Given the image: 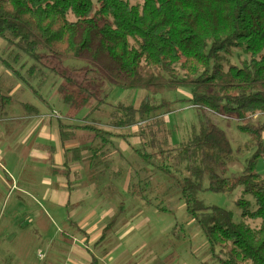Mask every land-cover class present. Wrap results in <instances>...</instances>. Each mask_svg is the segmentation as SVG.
Wrapping results in <instances>:
<instances>
[{"label": "trees", "instance_id": "obj_1", "mask_svg": "<svg viewBox=\"0 0 264 264\" xmlns=\"http://www.w3.org/2000/svg\"><path fill=\"white\" fill-rule=\"evenodd\" d=\"M0 37L21 64L12 66L8 57L0 63L19 79H24L19 69L27 66L23 60L29 59L32 71L61 80L63 108L74 112L54 117L60 142L78 132L98 141L64 148L62 168L55 169L67 179L69 193V177L79 175L72 165L103 155L109 137L122 138L138 162L171 182L165 194L177 195L184 216L205 240L207 261L264 264V175L256 170L264 154V119L251 121L264 115V0H142L139 5L129 0H0ZM235 49L250 59L225 66L223 57ZM115 88L152 93L185 88L189 95L134 106L108 102ZM10 100L0 91V108ZM90 101V110L74 120ZM177 101L195 109L198 126L173 143L166 115ZM22 105L30 114L40 113ZM93 113L99 115L90 118ZM213 115L235 119L237 129L254 142L240 172L225 176L233 149ZM132 126L137 127L134 134ZM133 136L139 138L135 146ZM239 186L236 205L242 218L261 220L258 226L236 222L231 211L199 197L206 190L229 194ZM187 224L184 219L180 225ZM90 257L89 264H97V257Z\"/></svg>", "mask_w": 264, "mask_h": 264}, {"label": "rangeland", "instance_id": "obj_2", "mask_svg": "<svg viewBox=\"0 0 264 264\" xmlns=\"http://www.w3.org/2000/svg\"><path fill=\"white\" fill-rule=\"evenodd\" d=\"M129 1L142 3V0ZM0 55L8 57L12 66L20 67L21 62L14 59L15 53L10 48ZM249 59L243 50L235 49L221 62L225 66L229 63L241 65ZM23 62L27 66L19 70L24 79L15 82L4 77L0 79V91L11 97L6 102L9 107L0 108V264H89L90 253L95 254L97 264H101V254H105L109 244L105 264H112L110 255L114 254L117 258L128 256V264H173L178 262L180 255L188 264H203L204 252L195 251L192 243L193 239L197 240V245L199 243V237H194V224L186 215L174 221L178 212L179 202L174 199L177 195H165L167 189L161 182L162 174L139 163L132 149L124 143L126 140L109 137L103 147L104 154L90 161L82 153L83 158L78 162L79 176L76 180L72 174L69 177L72 192L68 195L67 179L57 174V169L62 168L64 148L84 143L97 145L98 141L78 132L73 140L60 142L54 113L64 117L74 112L63 108L64 93L58 89L61 80L56 81L53 74L44 76L45 71H32L29 68L34 63L29 59ZM119 89L113 103L124 101L134 106L142 100L158 103L189 95L185 88L163 93ZM37 93L46 100L40 102L45 105L42 110L38 106L41 104ZM90 102L86 105L88 111L93 106ZM23 103L35 106L40 113H28L18 105ZM171 108L166 115L167 127L173 143H178L192 126H198V116L187 102L177 101ZM96 115L99 113L89 117L96 118ZM24 116L31 119L25 120ZM82 116L74 120L80 121ZM263 119L264 115H255L251 121L256 123ZM213 120L225 130L233 149L226 159L225 176L240 172L245 159L255 149L254 142L248 134L237 129L235 119L213 115ZM43 126L48 131L47 137L39 134ZM132 127L129 132L134 134L137 127ZM35 128L38 130L32 131ZM72 169H77L76 164ZM256 170L264 175V154L258 159ZM168 183L171 184L169 180ZM241 193L239 186L229 194L206 190L200 192L199 197L207 205L231 211L236 222L258 226L261 220L242 218L236 205ZM243 196L255 208L252 197ZM160 208L167 210L165 218ZM184 219L188 222L186 226L180 225ZM83 229L91 235L100 233L102 237L92 243L91 235L89 240L82 235ZM113 231L112 238L109 235ZM113 239L116 242L112 244ZM76 249L84 253L80 255ZM112 250L117 251L112 253Z\"/></svg>", "mask_w": 264, "mask_h": 264}, {"label": "crops", "instance_id": "obj_3", "mask_svg": "<svg viewBox=\"0 0 264 264\" xmlns=\"http://www.w3.org/2000/svg\"><path fill=\"white\" fill-rule=\"evenodd\" d=\"M7 49H8V47H7V45H6V43H5V41H4V39L3 38H1L0 37V53H4L5 51H7ZM3 55H0V58H3L2 57ZM2 77H4L6 80H8V81H13V82H15V81H21V79H19L17 76H16V74L13 72V71H9V70H7L6 68H5V65L3 64V63H0V79L2 78ZM119 88H115L112 92H111V94L109 95V97H108V102H111V103H113V101L116 99V98H118L117 97V95H116V92L118 91V92H120L119 90H121V89H119ZM37 96V95H36ZM37 98V97H36ZM38 99V101H39V103H40V100H39V98H37ZM114 99V100H113ZM91 104L93 103V102H90ZM41 104V103H40ZM18 105H20L22 108H23V105H21V104H18ZM39 106V109L41 108V110L43 109V106L45 107V105L44 104H41V105H38ZM9 107V106H8ZM7 107V108H8ZM24 109V108H23ZM86 111H88V109H87V106H85L82 110H80V112L76 115V117H80L81 115H84L85 113H86ZM25 117V116H24ZM26 119L25 120H28V119H31V118H27V117H25ZM50 121H52L53 119H49ZM133 128V127H132ZM37 128H35V129H33L32 131H34V130H36ZM109 129V128H108ZM38 130V129H37ZM39 134H41V135H43V136H45V137H47L49 134H48V131L47 130H45V128H44V126L41 128V129H39ZM54 138H56V135H55V137ZM172 138V137H171ZM172 140H173V138H172ZM124 141V140H123ZM138 142H139V138L138 137H134V138H132V141H131V143H132V145H137L138 144ZM125 144H127L131 149H132V151H133V148H132V146H130L126 141L124 142ZM133 153H134V151H133ZM135 154V153H134ZM139 163H141V162H139ZM141 164H143V163H141ZM144 165V164H143ZM145 166H147V165H145ZM76 167H77V170H78V168H79V164L77 163L76 164ZM150 167V166H149ZM79 176V175H78ZM162 176V184H163V186L165 187L166 185L168 186L169 185V183L168 184H166L167 183V180H166V178L163 176V175H161ZM125 184H127V181H126V183ZM64 193V192H63ZM68 195H70V193H68ZM166 195V194H165ZM68 199L69 198H67V201H68ZM174 199H176L177 201H178V198H177V196L176 197H174ZM66 201V202H67ZM65 202V203H66ZM160 209H162V208H160ZM162 216H163V218H165V211L164 212H161L160 213ZM177 217H180V218H182V217H184V214H183V210H182V208H181V206H180V204L178 203V212L174 215V221L175 220H177ZM97 220H99V221H101V219H97ZM84 224H86V221H87V217H85L84 218ZM95 222V221H94ZM169 224V223H168ZM80 229H82V228H80ZM195 229V228H194ZM84 230V232H81L82 233V235H84V237H86L88 240H89V238H90V235H91V233L89 232H87V230L86 229H83ZM115 231V230H114ZM114 231L109 235V236H111L112 238H113V233H114ZM92 236V243H94L95 242V240L96 239H98V238H101L102 237V235L100 234V233H95L94 235L92 234L91 235ZM195 236H197V237H199V243H198V245H197V240L195 239H193L192 240V243L194 242V244H195V251L196 250H200L201 252H202V254H203V252H204V249H205V247H206V243H205V240L204 239H202L201 237H200V235L198 234V232H197V230L195 229V231H194V237ZM87 240V241H88ZM82 242V241H81ZM116 242V239H113L112 240V244L113 243H115ZM83 243V242H82ZM108 244H109V241H108ZM85 246L87 247V245L85 244ZM110 247H111V245L109 244V246L107 247V249L106 250H104V253L105 254H101V258L102 259H100L101 260V264H105V262H103V261H105L106 260V258L108 257L106 254L108 253V251L110 252ZM85 248V247H84ZM180 248V247H179ZM86 249H89L88 251H91V249L89 248V247H87ZM113 251L114 250H112V253H113ZM117 250H115L114 252H116ZM76 253L78 252V254H80L81 255V253L83 252L84 253V251H80L79 249H76V251H75ZM95 255V254H94ZM123 255H121L119 258H117L116 257V255L114 254L112 257H111V255H110V258L112 259V264H128L129 263V257L128 256H124V257H122ZM97 257V256H96ZM202 258H204L205 260H204V262H203V264H217V263H215V262H213V261H207L208 259H207V257H206V255H205V253L203 254V256H202ZM179 260H178V262H173V264H188L187 263V261H186V259L185 258H182V256L180 255V257L178 258ZM111 264V263H110Z\"/></svg>", "mask_w": 264, "mask_h": 264}, {"label": "built area", "instance_id": "obj_4", "mask_svg": "<svg viewBox=\"0 0 264 264\" xmlns=\"http://www.w3.org/2000/svg\"><path fill=\"white\" fill-rule=\"evenodd\" d=\"M54 115L56 116V114L54 113ZM255 116V115H254Z\"/></svg>", "mask_w": 264, "mask_h": 264}]
</instances>
